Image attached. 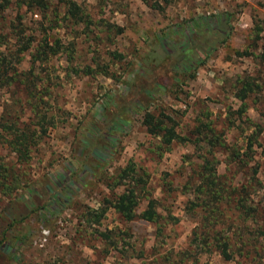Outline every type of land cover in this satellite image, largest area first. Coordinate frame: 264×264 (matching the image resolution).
<instances>
[{"label": "rangeland", "instance_id": "374dc122", "mask_svg": "<svg viewBox=\"0 0 264 264\" xmlns=\"http://www.w3.org/2000/svg\"><path fill=\"white\" fill-rule=\"evenodd\" d=\"M47 1L35 10L9 0L0 12L1 49L21 73L0 88V155L20 173L15 188H0V238L11 223L26 234L20 258H0V264H264V237L256 230L264 225V0H71L82 14L79 23L67 13L69 0ZM223 11L230 13L229 39L194 77L175 84L159 64L164 51L157 35ZM27 38L30 49L47 41L59 50L31 67L32 50L18 53ZM241 78L257 85L243 111L235 96ZM35 102L46 130L19 165L4 142L12 131L3 132L1 123L28 124ZM147 110L170 115L190 139L166 149L147 131ZM200 123L206 139L215 134L226 144L210 146L205 137L195 143ZM206 158L217 161V173L237 187V197L247 186L250 215L223 201V222L208 225L204 195L196 190ZM68 185L62 207L42 215L41 206L64 196ZM126 189L136 191L138 213L148 198L157 199L160 233L155 223L127 221L115 210L112 203ZM208 228L229 237L230 260L204 242Z\"/></svg>", "mask_w": 264, "mask_h": 264}, {"label": "trees", "instance_id": "16d2710c", "mask_svg": "<svg viewBox=\"0 0 264 264\" xmlns=\"http://www.w3.org/2000/svg\"><path fill=\"white\" fill-rule=\"evenodd\" d=\"M23 3H25L29 9L33 8L35 10H43L47 7L48 1L23 0ZM8 5L9 0H0V12ZM67 13L75 18V23L82 21V14L80 13L79 6L76 2L71 0L67 1ZM229 16V12L223 11L212 14H201L196 17H192L187 20L185 24H178L173 27L171 32L178 33V31H181L182 33V36L177 41L169 39L168 36L171 32H163L157 35V40L161 44L164 51V57L160 58L159 64L162 63L161 69L172 72L171 74L173 76V80H175V84L179 85L180 83L185 82L187 78L194 77L198 66L204 64L220 45L227 42L232 32V26L229 23ZM19 32L23 35V37L26 36L25 30L22 29ZM196 35H198V37L195 38ZM199 35H201V37ZM27 39L26 43H21L18 53L24 54L26 51L32 50L30 51L32 57L31 67H33L37 61H48L49 57L56 54L59 50L55 46L50 45L47 41L38 43L35 48L30 49L32 48L31 40L30 38ZM4 44V35L0 34V88L4 87L13 80H21L19 78L21 73H19L17 69L8 65L9 61H7L6 52L1 49ZM20 60L21 57L18 58V62H20ZM29 71V73L33 74L31 70ZM26 73L27 72H23V75ZM240 82L241 87L236 91L235 96L241 100V111H243L245 109V99L255 90V86L257 85L244 78H241ZM154 86L155 88L160 89L163 85L159 81L155 80ZM31 95L34 97V93ZM36 104L37 103L35 102L31 106V112L33 113V115L29 117L31 121L28 124H24L23 127H15L16 121L10 124L6 122L1 123V129L3 132H6L7 130L12 131L11 139H5L4 142H6L11 147V151L15 153L16 162H18L19 165H23L30 159L32 146L38 143L41 138L40 136L46 130L44 126L45 115L40 113ZM144 124L147 127V131L153 136L158 137L161 144H163L166 149H169L171 144L175 141L190 139L189 137L180 135L176 130L174 119L170 115L164 113L156 115L155 113L147 110L144 114ZM32 125H34V127H32ZM205 127L206 125L202 123L196 126L195 133L197 137L194 139L195 143L202 141L201 138L206 136L204 134ZM206 140L210 146L226 144L224 140H221V138L215 134L213 137ZM252 142V140L249 141V146ZM215 162H217L215 159L211 160L206 158L205 165H201L202 168L198 172L201 180L197 185L196 190L204 195L203 200L206 202L208 208V216L205 217V221H208V225L223 222V211L220 209V203L223 201L235 202L234 207L239 211L240 216L250 215L254 209H251V207L246 203L247 197L246 192L244 191L247 189V186L242 187V191H240V193L238 192L239 197H237V187L230 186L226 181L221 179V176L217 173ZM14 165L15 164L3 161V158L0 155V188L2 190H11L15 188V185H17L20 181V173L17 169H14ZM127 171L128 170H126V168L123 169L124 173ZM256 171L257 170L254 169V172ZM63 175L67 176L64 173ZM69 185L68 187H63L64 196L59 194L52 195L50 199L41 206L42 215L45 216L62 207L66 197L70 196ZM112 204L123 219L129 221L135 218H141L155 223L157 225V232H161V214L157 209V199L153 197L148 198L145 208L138 213V195H136L135 190L126 189L116 196L115 201ZM258 212L260 214L261 210L259 209ZM94 214L93 219L95 222H99L101 213L95 212ZM9 226L10 228H8L7 231H4L0 238V258H4L9 261H17L20 258L21 251L25 246L26 234L24 233L23 228L14 226V223H11ZM221 230L222 229L212 230L211 228H208L203 238L205 243L211 244L212 247L218 251V254L223 258V260L227 261L232 258V244L228 239L229 237H224L222 234L220 235ZM256 230L264 237V225L258 226ZM213 231L214 235L212 236L211 233ZM101 234L106 235V232H101ZM242 237L243 235H240L239 238L241 239ZM210 238H213L215 243L209 241ZM241 240L240 244L245 246L247 243L245 240ZM251 246H253V249L255 250V255L260 256L257 245L251 244ZM262 248L264 249L263 245Z\"/></svg>", "mask_w": 264, "mask_h": 264}]
</instances>
